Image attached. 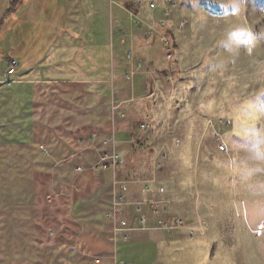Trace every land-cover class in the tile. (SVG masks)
<instances>
[{
    "label": "rangeland",
    "instance_id": "374dc122",
    "mask_svg": "<svg viewBox=\"0 0 264 264\" xmlns=\"http://www.w3.org/2000/svg\"><path fill=\"white\" fill-rule=\"evenodd\" d=\"M12 1L0 0V20ZM176 1L175 16L188 26L170 29L173 77L157 34L168 28L153 29L147 39L141 33L152 29L144 26L132 36L126 24L109 23L107 14L109 51L104 44L93 47L89 35L82 42L73 21L87 18L96 0H62L59 6L26 0L17 19L9 16L0 26V264H110L99 252L66 251L83 231L82 237H96L91 228L101 230L104 221L110 174L76 170L97 159L91 149L77 155L79 138L92 132L116 137L126 171L165 186L168 215L205 226L195 240L185 230H134L143 246L127 249L119 260L264 264V161L252 153L253 145L264 146V0ZM109 7L124 12L106 0L102 9ZM48 13L75 34L67 41L64 28L49 54ZM12 58L20 66L8 74ZM148 82L151 98L145 96ZM147 117L149 127L141 130ZM221 119L230 124L219 125ZM254 167L262 171L249 174Z\"/></svg>",
    "mask_w": 264,
    "mask_h": 264
},
{
    "label": "built area",
    "instance_id": "2783aa9c",
    "mask_svg": "<svg viewBox=\"0 0 264 264\" xmlns=\"http://www.w3.org/2000/svg\"><path fill=\"white\" fill-rule=\"evenodd\" d=\"M125 5H122L118 0H111L112 4H117L121 6L127 13L129 19L128 30L130 35H136V31L144 26H148L150 29H154L156 32L159 27L168 28L163 32H157L162 45L166 48V53L168 55L167 69L169 74L173 77V70L175 69L174 62V41L170 29L174 28L178 32H182L187 29L188 22L185 18H178L175 16V12L178 6L176 0H168L165 3H159L156 0H126ZM150 11V16H146L144 10ZM160 11L161 15H157V11ZM159 17V18H157ZM143 31L141 36L144 38H150L154 33L153 31ZM169 30V31H168ZM128 57L133 61L135 67L140 70L143 68L144 64L140 60H136L133 52L130 51ZM20 66L19 60L17 58L10 59L8 63V74H15ZM146 97L151 98L152 95V85L151 83H146ZM121 108L118 104L115 109ZM219 125H229L228 120H219ZM210 123H212L210 121ZM149 127V118L147 117L140 123L141 130H146ZM218 139L220 136L217 137ZM135 139L133 140V142ZM177 141V140H176ZM80 149L77 151V155L80 152L91 149L96 152V161L89 165L83 166L78 165L76 170L78 173H82L86 170L90 171H111L113 173L114 179V194L112 198V210L106 213V218L113 223L112 233L114 240L120 239L123 242L129 241L131 234L134 230H151L156 229L163 231L169 235H173L180 230H185L190 239H195L198 234H203L202 227H191L186 224L183 217L177 215H166L168 212V202L163 199H150L147 201H137L131 202L128 199V194L130 186L134 184H142L147 192L156 191L159 194H164L166 188L162 185L157 184L156 177L150 179L139 178L136 171H126L125 161L121 154L116 148L117 139L114 135L109 134H99L92 133L87 137L79 138ZM139 148L144 149L143 142H136ZM220 150H226L224 144L219 145ZM45 151V149H44ZM166 155L162 154L161 159L155 158L154 171L157 172L161 169L163 161ZM134 204L136 207V222L137 226L131 224L130 219L123 218L118 215L120 209L129 204ZM149 209V212H148ZM150 213L156 217V224H152ZM66 251H75L77 246L75 244H66ZM115 264H131L123 261L117 262Z\"/></svg>",
    "mask_w": 264,
    "mask_h": 264
},
{
    "label": "crops",
    "instance_id": "0c3cea01",
    "mask_svg": "<svg viewBox=\"0 0 264 264\" xmlns=\"http://www.w3.org/2000/svg\"><path fill=\"white\" fill-rule=\"evenodd\" d=\"M56 6L61 5L62 0H55ZM158 1V0H156ZM54 2V0H48V6L52 5ZM85 3V1H83ZM98 0H96V3L93 2L94 6L93 11H91V14L89 13V16H87V18H84L82 16L81 19L73 21V22H77V32L79 33L80 37H81V41L82 42H86V36L89 35L91 37V45L93 47H98V44H104L105 45V50L109 51V48L107 47V44H109L110 46V30H111V24H107V21H105L106 19V15L108 14V22L111 23V21L114 23V21H119L120 23H124L126 24V27L129 26V19L127 16V13L121 10V13L117 12L115 13V8L114 7H109L108 10H104L102 9L103 4H106V0H99V4L97 3ZM159 3H163V2H159ZM88 4V3H87ZM90 6L91 3L89 4ZM109 5V2H108ZM114 5V4H112ZM93 7V6H92ZM122 8V7H121ZM123 12V13H122ZM148 12L150 13V11L147 9L144 10V13ZM146 14V13H145ZM157 15H161L160 11L158 10ZM49 13H48V54L50 53V48L51 46L55 43V39L61 38V34L63 29L65 28V33L66 35L64 36L65 39L67 41L71 40L69 39H75V34L72 33V31L69 30V25L65 22L64 26L63 23H57V21H53L52 18L49 17ZM89 33V34H88ZM103 38V39H102ZM101 40H103V43L101 42ZM80 42V41H79ZM100 48V47H99ZM94 49V48H93ZM108 49V50H107ZM19 60V58H18ZM92 133H99V134H106L103 132H92ZM89 133L84 137H87L88 135L92 134ZM95 152V151H94ZM94 153H90L89 155H87L85 157V160H87V158L89 157H93ZM135 171V170H134ZM101 172H106V171H101ZM108 173L110 174L111 177V181L108 184L107 188L109 189V191L107 192L108 197L106 200V206H105V210L102 212V223L99 222L100 224H98V226H101V230L98 231L99 228H91L93 229V231H96V237H90V238H85L82 237L83 234L86 235V232L83 231L81 232V235L78 236L77 240L75 241L76 243H74L78 248H84L86 250V252L91 255V254H97L98 252L102 254L101 259L103 258V261L105 260L106 262H110V264H115L117 262H120L123 258V255L126 253L127 249H132V251H138V249H141L142 243L139 242V236L140 233H133L131 234L132 240L130 238V242H123L120 239L114 240L113 237V233H112V226L113 223L111 221H109L106 218V213L112 210V198H113V194H114V179H113V173L111 171H108ZM137 173V171H136ZM138 174V173H137ZM139 176V175H138ZM140 178V177H139ZM158 185H162L157 181ZM165 187V186H164ZM140 189V193H138V190ZM165 193L164 194H159L156 191L153 192H147L142 184H134L130 186V190H129V194H128V199L131 202H137V201H147L150 199H163L166 200L168 202V200L165 198ZM169 203V202H168ZM136 206L134 204H129L125 207H122L118 213V215L120 217L123 218H128L131 221V224L134 226H137V222H136V218H135V214H136ZM169 210V207H168ZM149 212V209H148ZM166 215H168V213H165ZM150 217H151V222H153V220L156 219L155 216H153L150 213ZM81 225L84 228V222L81 221ZM82 228V229H83ZM206 228L209 230L210 229V225L206 223ZM205 229V226H203V230ZM163 232V231H162ZM94 233V232H93ZM165 233V232H163ZM137 234V237H135V235ZM166 234V233H165ZM146 235V239H150L151 237L154 236V234H145ZM168 235V234H167ZM133 237L136 239V242L133 243ZM87 239V240H86ZM211 237L208 236L207 239V243L210 241ZM192 240V239H191ZM195 240V239H193ZM95 242V244H94ZM151 241H148V243H150ZM211 242V241H210ZM124 243H128V245H124ZM145 243V242H144ZM95 247V248H94ZM97 250V251H96ZM112 251H114V255H111ZM138 258V257H137ZM133 259L131 260L132 262L129 261V263L131 264H143L145 263V259ZM124 262V261H123Z\"/></svg>",
    "mask_w": 264,
    "mask_h": 264
},
{
    "label": "trees",
    "instance_id": "16d2710c",
    "mask_svg": "<svg viewBox=\"0 0 264 264\" xmlns=\"http://www.w3.org/2000/svg\"><path fill=\"white\" fill-rule=\"evenodd\" d=\"M26 0H13L10 4L9 8L7 9V12L5 16L0 20V26H3L5 24L6 18L9 16L12 17V19H17V11L26 4Z\"/></svg>",
    "mask_w": 264,
    "mask_h": 264
},
{
    "label": "clouds",
    "instance_id": "9594fccd",
    "mask_svg": "<svg viewBox=\"0 0 264 264\" xmlns=\"http://www.w3.org/2000/svg\"><path fill=\"white\" fill-rule=\"evenodd\" d=\"M221 6H227L226 4H221ZM234 13H237L238 10L237 9H233ZM245 30L246 29H242ZM262 148H264V146H257V145H253L252 146V153H253V158L256 160H262L264 161V150H262ZM262 171L261 168L259 167H254L249 169V174H256V173H260Z\"/></svg>",
    "mask_w": 264,
    "mask_h": 264
},
{
    "label": "snow or ice",
    "instance_id": "6c2138e0",
    "mask_svg": "<svg viewBox=\"0 0 264 264\" xmlns=\"http://www.w3.org/2000/svg\"><path fill=\"white\" fill-rule=\"evenodd\" d=\"M221 7H226V6H221ZM251 41L249 40L248 43H250Z\"/></svg>",
    "mask_w": 264,
    "mask_h": 264
}]
</instances>
